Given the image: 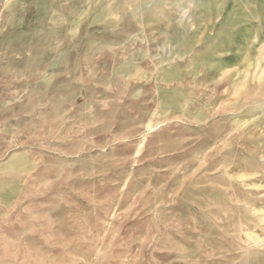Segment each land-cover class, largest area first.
Returning <instances> with one entry per match:
<instances>
[{"label":"rangeland","instance_id":"1","mask_svg":"<svg viewBox=\"0 0 264 264\" xmlns=\"http://www.w3.org/2000/svg\"><path fill=\"white\" fill-rule=\"evenodd\" d=\"M77 1L18 0L21 23L12 26L13 12L7 0H0V264H206L197 252L202 233H218L210 218L223 215L217 206L205 207L225 172L218 164L232 163L228 170L239 176L243 172L231 171L233 164L237 167L242 150L259 140L234 133L218 144L219 150L214 145L206 152L207 130L233 128V120L218 113L199 128L181 118L177 104L183 91L189 89L190 103L213 100L212 85L188 83L207 72L202 65L209 60L195 50L205 52L202 44L214 32L201 26L197 33L203 31L198 37L205 34L203 42L185 60L177 57L172 35L178 26L184 31L199 21L208 6L202 0H162L166 15L147 26L151 49L144 58L132 57L146 46L133 44L131 32L142 30L136 23L142 17L135 19V12L144 11L150 19V0ZM113 10L121 17L114 20ZM50 16L58 17L57 24ZM255 16H249L253 31L262 24ZM254 41L238 44L247 53ZM237 54L229 52L224 59L229 73L238 70L232 65ZM238 58L240 64L247 61ZM140 59L148 72L133 77ZM185 62L181 82L163 79ZM229 88L222 85L217 93ZM153 119L159 126L148 131ZM190 177L197 186L189 185ZM242 183L235 181L239 207L264 214V188ZM246 183L264 186V172ZM240 216L234 210L225 217L227 228L233 229ZM248 231L264 237V230L244 228ZM242 237L244 244L248 240Z\"/></svg>","mask_w":264,"mask_h":264},{"label":"bare ground","instance_id":"2","mask_svg":"<svg viewBox=\"0 0 264 264\" xmlns=\"http://www.w3.org/2000/svg\"><path fill=\"white\" fill-rule=\"evenodd\" d=\"M202 1H203V6L204 7L208 6V7L207 10H204L201 13H199L198 16H201V19L191 25H188L184 31L180 29V26H178L175 29L172 37L177 41V44L179 45L178 48L179 50L177 49L178 51L176 52V54L177 57L180 59L182 57L184 58V55H187L188 53L194 51L195 49L193 48L195 47L193 46L197 44L199 45L203 42L202 37L204 38L205 34L202 37L198 38L203 31H201V33L200 32L197 33L202 28L201 26H203L204 29L206 28L209 32L212 33L214 32L213 36L210 35L207 38V41L203 42L202 44L203 47L204 45H207L206 47L207 50L205 52H203L202 49L195 50V52L200 51L199 53H204L203 57L209 60L207 64L202 65V68H205L207 72L202 78L196 79L193 84H191L190 81L188 85L192 86L194 84L199 83V85L205 86L209 84L215 88L216 92H214V94L210 97V99L211 98L213 99L211 100L210 103L207 102L204 105H200V104L190 103L191 101L190 98L186 97L187 92L189 93V89L188 90L186 89L187 91H183L182 94L184 95L183 97L181 96L183 98V101L177 104V107L181 113V118L183 121H186L187 123L190 124L192 123L198 126L199 128L202 127V125H204L205 123L207 124L211 122L215 117H217L216 115L218 113L222 115L220 116V118L223 117V115H225L228 119L233 120L232 123L234 126L233 128L214 127L212 129L207 130L206 137L204 140V151L206 152L208 151V149H211L212 146L214 145H215L214 146L215 149L219 150L218 144L226 143L227 141L225 140L226 138L230 136L232 137L236 136L234 135V133L236 134L248 133V135L253 134L254 136L258 135L257 138H259V140L254 139L251 142L252 144H250L251 145L250 147L244 148V150L247 153L244 150H242L244 155L241 157L240 163L238 164L237 167L235 163L233 164L234 167H232L231 171L240 170V172H243L239 176L232 175L231 172L228 170L229 167L232 165V163H228L226 160L219 162L218 166L223 168L225 172L222 174L221 180H219L217 184L213 182L214 183L213 185L216 186L217 188L213 190V193L209 195L207 199L205 198L208 201V202L206 201L205 207L217 206L222 210L221 213H223V215L221 216L213 215L212 218H210V220L212 221L211 227L214 228L216 227L219 231H217L218 233L214 232L213 230L209 232H207V230L203 231L204 232L202 233L203 242H201L198 245L197 252L205 255L206 264H239V263L264 264V237L255 235L251 231L244 232V228L246 227L264 230V214H261L262 211H259L257 209L255 210L253 209L254 210L253 212L243 211V209L239 207V204L242 202V200L240 199V196L235 188V181H244V184L243 183L242 184L244 186H247V188L248 186H250L251 188L254 187L255 189L256 188L261 189V187L264 188V186H262L261 184L257 186L256 184L247 185L246 183L250 179L258 180L260 174L264 172V167H263L264 164L262 165L260 161V159L264 160V138H262L264 131L262 132L261 130V128L264 127V118L261 119L259 118L260 114L264 115V111L262 112L261 110V108L263 109L264 107V16L260 15L261 12L263 13L264 11V0H259L254 2H252V0H202ZM17 2L18 0H7V4H9L10 11L13 12L12 19L10 17L11 19L10 23L12 26H15L16 23H21V22H17L16 18L18 17V13L20 12V9L22 11L23 8L21 7H19L20 9L16 8ZM150 2L151 5L147 6L148 8L146 11L147 13H150L149 20H146L144 18V14H143L144 11L140 12V14L136 12L134 13L135 19L137 16L139 17L140 15L142 17V19L140 18V20L137 19L136 21V23L142 26V30L139 31L134 29L135 31L131 32L133 34V37L135 38L133 44L135 42H138L139 45L142 46L144 43L146 49L140 51L139 54H134L132 57H144V58L148 57L151 46L149 45L150 39H148L146 35L147 34L146 28L147 26L150 25V23H152L151 20H153V22L156 21L158 22V20H160L161 17H164V15H166V11H165L166 9L163 8L164 6H161L162 2L164 1L150 0ZM254 3L257 5V8L252 7ZM76 4L79 5V0L76 2ZM110 14H111L110 16H113L112 18L114 20L118 17L119 18L121 17V12L116 10H113ZM250 15H257L255 16V18L252 17L253 20H257L259 19V17H261L262 21L259 20V22L261 21L262 24L260 27L257 28L256 31H253L252 28L250 27L251 26L250 21H252V19H249ZM239 18H244L245 20L239 22L240 21ZM57 19H58L57 16H50L49 22L53 24H57L58 22ZM218 19H221L219 24L217 23ZM248 21L250 22V24L248 27L246 26L247 28L241 27V30H238L239 28L238 26L240 25L243 26L245 22ZM191 27H195L196 30H194V32L189 33ZM236 27L238 28L236 29ZM140 34H142L143 36H141ZM250 39L255 40L253 45L249 47L250 51L247 53L243 52L244 50H248V49L246 48L242 49V46L240 47L238 43ZM235 51H238V54L232 56L233 57L232 65L237 66L238 70L233 73H229L230 69L226 68L228 63H226L225 62L226 60L224 59L228 57L229 52L234 53ZM114 56L117 57L118 55L115 54ZM121 57H126V53H124ZM194 57H195V53H194ZM238 57H247L246 63L240 64L241 60H239ZM253 57H255L254 61H253ZM221 60H222V64L224 65L218 64V62H220ZM142 61L144 60L140 59L138 61V65L136 68L137 70H135V72L133 71V74L131 76L144 77V75L147 74L148 72L146 71L147 67H145L144 64H142ZM187 62L180 65L178 64L177 66L175 63L176 66V68H174L175 70L173 69L174 71L171 70L173 72L163 74L164 75L163 79L168 80L169 82H173V81L181 82L184 76L183 74L184 69H182V67ZM130 63L132 66V61ZM163 63L164 61L158 64H163ZM224 67L226 69H224ZM165 70L163 71L165 72ZM194 71H196V68ZM201 71L203 73V70ZM129 72L128 73L126 72L125 75H130L131 73ZM195 74H199V73H195ZM194 78L196 77H193V79ZM222 85H229L230 88L229 90H226L221 94H219L217 93V91ZM219 104L221 106L220 111L216 112L217 109L216 107ZM240 121H244V123L242 124L240 123ZM158 126H159L158 124L154 123V119H153V121H150L148 123L147 129L148 131H153ZM202 159L206 160V157H203ZM196 160L197 159L193 160V162L195 163ZM185 169L190 170L191 169L190 165H187ZM188 182L191 187L197 186L196 185L197 183L193 177H190L188 179ZM183 184H185V182H183ZM217 189H224L221 191H224L226 195L229 196V198H231L230 201L227 202L225 199H223L224 197L222 195L223 194L225 195V193ZM214 192L218 193V195H221L223 198L219 196H215ZM194 198L196 197H194L193 195V197L189 199L192 200ZM248 205L249 203H246L245 207H248ZM234 210L241 212V216L238 217L237 223L236 225L233 226V229H231L230 226H228L227 228L226 224L224 223V218L225 217L229 218V214ZM211 213L214 214V212H210V214ZM191 221L194 223V225L198 224L195 218H192ZM181 233L182 232H180V234ZM231 234H233L232 235L233 237L231 239L227 238L228 235L231 236ZM243 234L246 235L248 240L244 244L242 237ZM250 242H252L254 246L257 247V250L251 249L250 244H248Z\"/></svg>","mask_w":264,"mask_h":264}]
</instances>
